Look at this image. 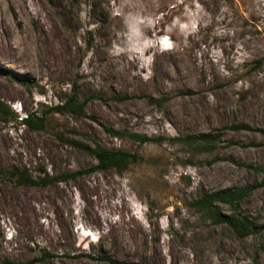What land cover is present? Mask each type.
Wrapping results in <instances>:
<instances>
[{"label":"rangeland","instance_id":"obj_1","mask_svg":"<svg viewBox=\"0 0 264 264\" xmlns=\"http://www.w3.org/2000/svg\"><path fill=\"white\" fill-rule=\"evenodd\" d=\"M73 90L93 95L83 115L53 113ZM235 123L251 129L219 130ZM207 132L212 151L173 140ZM66 138L144 161L47 185L0 174V264H264V229L240 238L190 205L264 183L249 168H264V0H0V169L40 180L96 165ZM238 211L264 225V186Z\"/></svg>","mask_w":264,"mask_h":264},{"label":"trees","instance_id":"obj_2","mask_svg":"<svg viewBox=\"0 0 264 264\" xmlns=\"http://www.w3.org/2000/svg\"><path fill=\"white\" fill-rule=\"evenodd\" d=\"M93 98V95H89L84 98L83 101L79 100L75 90L73 93L66 97L64 101L51 106L50 110L53 113H63L68 112L70 114L82 116L84 111V104L86 100ZM22 123L27 125L31 129L44 130L46 128L45 118L43 116L32 118L31 115H27L25 118H21ZM251 129L248 125L242 123H235L231 125L222 126L219 130H249ZM105 130L112 134H121V132L116 131L111 128H105ZM131 139L137 140L139 142H145L151 138L139 134L136 132L128 133ZM220 132H207L199 134H189L183 137H176L173 140L179 141L185 146L196 149L197 151H212L217 147V141L219 139ZM60 139H63L60 137ZM67 143L78 147L87 153L91 154L95 160L96 165L86 170H79L76 172H70L62 174L59 177L49 178L46 174L44 179L35 180L25 169H19L18 167H12L9 170L0 169V174L5 176L7 179H12L17 184L28 183L32 185H47L53 180H65L73 179L82 174L89 172L112 168L116 171H122L126 169L129 165L136 164L144 161L142 156L135 153H130L121 149H109L96 145L90 147L88 145L81 144L74 139L66 138L64 139ZM237 165H243L242 163H237ZM246 166V165H244ZM255 172L264 171L257 166L249 165ZM258 185H263L260 183ZM256 184H245L240 187H230L217 191L206 192L203 191L199 194L190 205L194 210L201 213L202 216L208 219L214 225H225L227 226L237 237L245 238L254 234L261 232L264 229V225H258L255 220V216L252 217L249 214H242L238 211V206L241 201L250 195V193L258 187ZM223 204L229 207L231 213L225 214L218 210L217 205ZM40 259V258H39ZM7 264H23L21 262H7Z\"/></svg>","mask_w":264,"mask_h":264},{"label":"bare ground","instance_id":"obj_3","mask_svg":"<svg viewBox=\"0 0 264 264\" xmlns=\"http://www.w3.org/2000/svg\"><path fill=\"white\" fill-rule=\"evenodd\" d=\"M174 54V53H173ZM177 57V56H176ZM179 57V56H178ZM175 58V57H174ZM176 59V58H175ZM173 60V59H172ZM177 60V59H176ZM176 60H174V62L176 61ZM180 60V59H179ZM69 61V60H68ZM177 62V61H176ZM181 62V61H180ZM180 62H178L177 64H173V62H172V67L175 69V70H177V69H179L180 68V70L182 69L181 68V63ZM173 69V70H174ZM184 69V68H183ZM176 72V71H175ZM180 72V71H179ZM183 74V73H182ZM164 75V74H163ZM171 75V74H170ZM181 75V74H180ZM163 77V76H162ZM168 77V76H167ZM175 77V76H174ZM182 77H183V75H182ZM181 78V77H180ZM64 211H65V208H64V206H62V203H61V207L59 208V213L61 214V221L64 223V221H65V217H64ZM27 212L29 213V224L31 225V226H35L36 224H35V219H36V216H37V213L32 209V208H28L27 209ZM31 220H32V223H31ZM94 221L96 222V223H98L99 222V219H94ZM61 225H62V223H61ZM61 233L63 234V236L64 237H67L68 235H69V232H68V230L66 229V228H64V225H62V229H61Z\"/></svg>","mask_w":264,"mask_h":264}]
</instances>
